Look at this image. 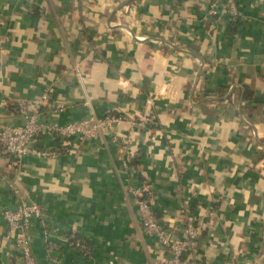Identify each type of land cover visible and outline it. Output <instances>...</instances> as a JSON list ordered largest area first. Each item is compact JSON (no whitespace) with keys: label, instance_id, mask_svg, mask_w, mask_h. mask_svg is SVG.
Returning <instances> with one entry per match:
<instances>
[{"label":"crops","instance_id":"obj_1","mask_svg":"<svg viewBox=\"0 0 264 264\" xmlns=\"http://www.w3.org/2000/svg\"><path fill=\"white\" fill-rule=\"evenodd\" d=\"M208 1L0 0V123L47 90L51 124L116 112V132L133 130L128 152L108 133H42L55 152L16 164L0 151V264L19 262L1 210L21 198L41 207L36 264H156L164 247L134 213L142 182L172 239L200 221L190 264H264V0H237L235 19Z\"/></svg>","mask_w":264,"mask_h":264},{"label":"built area","instance_id":"obj_2","mask_svg":"<svg viewBox=\"0 0 264 264\" xmlns=\"http://www.w3.org/2000/svg\"><path fill=\"white\" fill-rule=\"evenodd\" d=\"M223 12L229 18L235 19L239 15L237 0H209L206 14L217 15ZM8 39L7 33H0V42ZM76 78L81 81V72L74 67ZM49 93L42 91L35 97H16L15 104L23 112V120L19 124L0 123V151L9 156L11 162L16 164L26 155L49 156L55 152L49 146L38 147L36 145L40 134L48 133L56 138L66 140L74 137L77 140L97 138L103 133H108L110 138L116 141L124 151L128 152L130 138L133 133L131 127L123 132H116L115 127L125 119V116L116 112H105L101 115L90 113L83 118L70 120L62 124H51L40 116V108L47 104ZM146 102H150L147 99ZM62 106L49 105L51 112L61 110ZM144 118H138L137 125L144 126ZM131 126V125H130ZM132 192L134 194V213L144 233L155 237L157 242L164 247L165 253L156 264H190L183 256L196 242L197 225L189 223L186 226V235L183 239H172L162 222L155 216L150 203V188L146 182L136 185ZM6 226L5 238L15 247L19 257L18 264H36L35 258L30 250L28 241V227L33 217L41 213L40 204L33 200L18 199L12 206H4L1 210ZM52 264H60L53 260ZM114 264L113 259H107L105 263Z\"/></svg>","mask_w":264,"mask_h":264},{"label":"trees","instance_id":"obj_3","mask_svg":"<svg viewBox=\"0 0 264 264\" xmlns=\"http://www.w3.org/2000/svg\"><path fill=\"white\" fill-rule=\"evenodd\" d=\"M216 89H220L219 87H217ZM249 95V91H247L245 88H244V91H243V99L245 98V96H248ZM246 106L248 107V108H251V105H249V104H246ZM79 245H77V247H78ZM84 254L87 256V250H85L84 251Z\"/></svg>","mask_w":264,"mask_h":264}]
</instances>
